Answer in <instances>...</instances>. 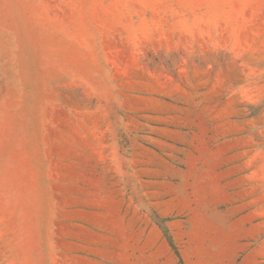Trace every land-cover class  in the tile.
Returning <instances> with one entry per match:
<instances>
[{"label":"rangeland","instance_id":"obj_1","mask_svg":"<svg viewBox=\"0 0 264 264\" xmlns=\"http://www.w3.org/2000/svg\"><path fill=\"white\" fill-rule=\"evenodd\" d=\"M0 264H264V0H0Z\"/></svg>","mask_w":264,"mask_h":264}]
</instances>
